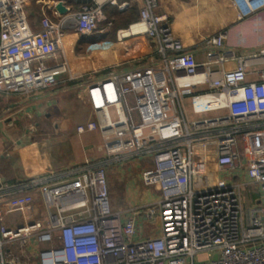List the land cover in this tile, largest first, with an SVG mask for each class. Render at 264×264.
<instances>
[{"label":"built area","instance_id":"1","mask_svg":"<svg viewBox=\"0 0 264 264\" xmlns=\"http://www.w3.org/2000/svg\"><path fill=\"white\" fill-rule=\"evenodd\" d=\"M32 1L0 0L4 95L50 89L62 75L79 79L67 60L66 30L103 44L110 27H99L106 20L103 8L139 6L138 19L117 30V39L146 35L160 62L111 71L87 86L94 116L76 132L98 131L105 155L115 161L148 156L152 167L138 178L158 197L124 216L111 206L106 169L88 160L62 180L26 181L20 188L39 192L44 216L11 226L0 210V264H28L15 246L21 252L31 248L33 264H264V205L245 208L236 184L204 190L192 184L193 145L213 140L218 167L243 166L264 195V45L237 54L220 30L206 40L205 61L199 63L173 35L168 17L155 12L157 0L44 1L38 29L26 11ZM60 1L65 14L56 9ZM231 2L239 20L264 10V0ZM20 188L0 180V205L29 203L31 196L19 194ZM141 217L148 234L138 227Z\"/></svg>","mask_w":264,"mask_h":264},{"label":"crops","instance_id":"2","mask_svg":"<svg viewBox=\"0 0 264 264\" xmlns=\"http://www.w3.org/2000/svg\"><path fill=\"white\" fill-rule=\"evenodd\" d=\"M124 1L119 0V3ZM131 7L137 8L139 17L137 4L122 9L110 5L103 8L106 20L100 22L99 27H105L110 22L103 44L95 45L93 40H86L72 29L66 30L65 35L70 40L67 60L70 69L81 75L79 79L68 81L62 75L50 89L28 96L0 93L2 186L18 191L21 184L31 179L56 182L72 176L88 160L106 169L111 206L115 210L125 211L124 216L130 209L146 206L157 199L158 191L140 185L138 178L140 170L152 167V160L148 156L137 155L115 161L105 155L98 131L76 132L78 124L94 116L85 93L87 86L104 79L111 71H127L160 62L156 44L146 35H133L120 41L117 39L116 31L128 27L138 17L128 25L115 29L112 18L106 12L111 10L118 14ZM26 11L31 26L38 29L42 15L40 8L35 7V1L27 6ZM155 12L168 17L173 35L194 54L199 63L205 61L206 40L220 30L227 32L226 47L237 54H247L264 45V10L239 20L231 0H157ZM229 65L235 66L234 63ZM192 150V184L195 189L236 184L240 186L245 208L264 205L263 193L245 176L243 166L234 170L218 167L215 141L195 143ZM110 172L120 183L123 181L128 185L123 189L124 194L125 191L129 192L124 197L120 190L115 191L117 198L112 194ZM222 174L224 177H221ZM20 189L19 194H28L32 198L24 207H12L6 201L0 205L4 222L11 226L44 216L39 192ZM138 227L143 234L150 232L149 224L142 217L138 218ZM13 249L16 254L25 256L28 264L35 262L31 248L25 252H21L17 246Z\"/></svg>","mask_w":264,"mask_h":264},{"label":"trees","instance_id":"3","mask_svg":"<svg viewBox=\"0 0 264 264\" xmlns=\"http://www.w3.org/2000/svg\"><path fill=\"white\" fill-rule=\"evenodd\" d=\"M106 13L108 14L109 17L112 18L109 19H111L115 29L120 26L128 25V23H130L131 21L135 20L138 17V10L136 7H131L118 14L117 13L115 14L111 10H108Z\"/></svg>","mask_w":264,"mask_h":264},{"label":"rangeland","instance_id":"4","mask_svg":"<svg viewBox=\"0 0 264 264\" xmlns=\"http://www.w3.org/2000/svg\"><path fill=\"white\" fill-rule=\"evenodd\" d=\"M44 1H48V0H37V1H35V7L40 8ZM137 171H138V169H137ZM109 176L111 177L110 178V183L111 184L109 183V185L111 187L112 194H115L116 198H117V196H116L117 194L115 193V191H117V190H120V192H121L120 194L123 195V197H124V195L129 193V192L125 191L126 194H124L125 186H128L126 183H123V181L120 183V181L118 179H116V176L114 175L113 172H110ZM221 177H224V174H222ZM132 178H133V176H132ZM140 185H143V184L140 183ZM109 196H110V193H109ZM110 202H111V196H110Z\"/></svg>","mask_w":264,"mask_h":264},{"label":"water","instance_id":"5","mask_svg":"<svg viewBox=\"0 0 264 264\" xmlns=\"http://www.w3.org/2000/svg\"><path fill=\"white\" fill-rule=\"evenodd\" d=\"M56 9L59 11L60 14H65L66 13V8H65L63 2H61V1L56 6Z\"/></svg>","mask_w":264,"mask_h":264}]
</instances>
